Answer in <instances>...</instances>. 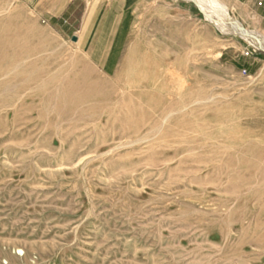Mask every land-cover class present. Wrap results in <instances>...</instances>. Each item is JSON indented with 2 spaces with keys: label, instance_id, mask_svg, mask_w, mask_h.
Wrapping results in <instances>:
<instances>
[{
  "label": "rangeland",
  "instance_id": "374dc122",
  "mask_svg": "<svg viewBox=\"0 0 264 264\" xmlns=\"http://www.w3.org/2000/svg\"><path fill=\"white\" fill-rule=\"evenodd\" d=\"M207 1L0 0V264H264V0Z\"/></svg>",
  "mask_w": 264,
  "mask_h": 264
},
{
  "label": "bare ground",
  "instance_id": "6f19581e",
  "mask_svg": "<svg viewBox=\"0 0 264 264\" xmlns=\"http://www.w3.org/2000/svg\"><path fill=\"white\" fill-rule=\"evenodd\" d=\"M195 2L201 7V9H203L204 11H205V13H206V15H207V17L209 16V15H212L211 13V11H210V3L207 1V0H195ZM227 12V11H226ZM225 15V14H224ZM214 17V16H213ZM206 18V17H205ZM209 18V17H208ZM216 18V17H215ZM230 18V17H229ZM231 19V18H230ZM209 20H211V19H209ZM221 21V20H220ZM237 21V20H236ZM212 22V21H211ZM217 22V21H216ZM222 22V21H221ZM220 23V22H219ZM226 23V22H225ZM214 24V23H213ZM227 24V23H226ZM229 24V23H228ZM227 24V25H228ZM239 25V24H238ZM225 26V25H224ZM225 27H227V26H225ZM232 27V26H231ZM228 28H230V27H228ZM235 28V27H234ZM233 28V29H234ZM219 29H220V27H219ZM236 30V29H235ZM252 31V30H251ZM251 31H250V33H251ZM237 32V31H236ZM244 32V31H243ZM232 33V32H231ZM46 98H47V96H46Z\"/></svg>",
  "mask_w": 264,
  "mask_h": 264
},
{
  "label": "water",
  "instance_id": "95a60500",
  "mask_svg": "<svg viewBox=\"0 0 264 264\" xmlns=\"http://www.w3.org/2000/svg\"><path fill=\"white\" fill-rule=\"evenodd\" d=\"M73 39H74V37H73Z\"/></svg>",
  "mask_w": 264,
  "mask_h": 264
}]
</instances>
